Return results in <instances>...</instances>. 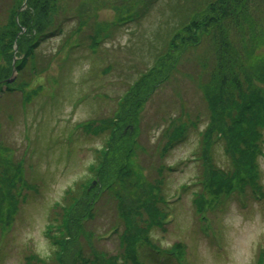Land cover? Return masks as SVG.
Here are the masks:
<instances>
[{"label":"rangeland","instance_id":"374dc122","mask_svg":"<svg viewBox=\"0 0 264 264\" xmlns=\"http://www.w3.org/2000/svg\"><path fill=\"white\" fill-rule=\"evenodd\" d=\"M170 1L156 0L142 18L117 25L110 0H60L68 10L54 21L51 16L45 20L48 28L57 30L40 43L22 70L25 91L40 90L28 102L17 90L0 98V159L5 170L0 171V181H10L13 197L19 192L22 197L10 225L0 223V264H27V255L52 254L46 227L55 223L60 209L53 208L55 201L61 202L66 189L80 183L88 193L104 189L89 166L98 161L97 152L111 148L118 156L127 153L131 177L124 186L99 194L96 216L86 224L97 249L123 253L120 236L126 226L117 205L121 200L130 205L137 195L148 198L150 185L151 193L160 196L157 206L164 222L152 225L143 240L164 251L180 245L185 252L180 257L183 264H256L264 251V126L259 129L261 153L256 156L260 189L249 184L242 191L236 188L228 196L214 198L199 181L201 154L223 170L237 171L238 166L224 139L213 146L203 143L209 122L199 68L202 58L197 57L207 46L186 51L169 77L142 87L135 105H122V98L150 67L156 48L177 20L168 7ZM11 3L0 0V7ZM26 4L24 0L17 12L25 10ZM84 10L87 18L82 16ZM5 19L3 11L0 25ZM96 22L100 34H110H102L97 46L91 43ZM24 31L25 27L20 33ZM32 65L37 66L36 74ZM247 66L254 72L264 66V45L256 46ZM19 74L21 70L18 74L15 70L13 79ZM120 132L124 136L118 139ZM177 132L182 137L173 141ZM134 175L144 185L142 193L133 183ZM198 194L206 200L200 213L194 204ZM6 215L2 206L3 223ZM135 222L146 227L138 216ZM81 243L83 254L88 255L91 241ZM136 249L142 264H182L167 253L162 255L166 259H154L156 251L145 244Z\"/></svg>","mask_w":264,"mask_h":264},{"label":"trees","instance_id":"16d2710c","mask_svg":"<svg viewBox=\"0 0 264 264\" xmlns=\"http://www.w3.org/2000/svg\"><path fill=\"white\" fill-rule=\"evenodd\" d=\"M23 1L12 0L8 7L6 4L0 7L1 12L4 11L6 16L4 23L0 25V93L5 85L9 92L16 90L22 92L23 100L28 102L40 88L34 89L31 93L28 92L29 90L25 91L28 86L27 81L22 83L25 78L22 70L30 61L29 57L36 55L35 51L40 43L57 30L52 25L48 28L45 20L51 16L54 21L61 11L68 8L61 4L60 0H27L26 9L18 13L17 10L23 5ZM155 1L110 0L109 4L115 12L113 24L120 25L142 18ZM170 2L168 7L176 15L177 20L156 48L150 67L145 73H141V78L128 89L125 98H122V105L125 103L135 105L142 87L148 83L153 85L157 79L165 80L180 65L186 51L206 45L207 51L200 49L204 54L197 57V59L202 58L199 68L204 76L202 83L205 85H202V91L209 122L203 134V143L205 146H213L218 140L216 137L220 140L224 139L230 152L236 157L238 168L237 171L217 168L205 158L204 154H201L203 172L200 173L199 181H203L204 188L216 199L222 195L228 196L236 188L243 190L249 184L257 191L260 187L256 183L258 181L256 156L261 153L259 144L262 134L259 129L264 126V66L259 68V72H254L247 66V60L257 45H264V0H185L181 3L171 0ZM86 11L84 10L82 14L84 18L89 16ZM95 25L97 26L94 27L91 43L97 46L102 34L105 36L110 34L107 31L100 34V24L96 22ZM23 27L25 31L20 33ZM14 42L17 45L16 52ZM14 55L16 56L14 68L17 74L21 70V74L9 82L6 79L12 75ZM30 68L34 74L38 72L37 66L32 65ZM258 77L262 80L259 81ZM182 132L175 133L172 137L173 141L181 138ZM123 136L124 134L120 132L117 138L121 139ZM111 142L108 145H111ZM207 152L205 151L206 154ZM97 153L98 161L92 163L89 169L93 176L98 177L99 185H104V189L107 190H113L117 185L124 186L131 166L127 153L125 156L115 155L114 148ZM112 163L115 164L111 167ZM1 167L0 159V171L4 170ZM133 177V183L142 193L144 185L141 184L139 176ZM148 186L150 188L145 194L148 198L142 199L137 195L130 205H126L122 200L119 206L117 205L126 226L120 236V245L124 248L122 254H110L97 249L93 244L94 233L86 224L87 221L95 218V204L104 189L92 194L88 193L86 186L80 183L76 184L75 189L74 186L67 188L61 202L55 201L53 205L54 209H60L55 212L57 215L54 217L55 223L46 227V235L50 236L54 246L52 254L45 257L27 255L24 257L25 262L27 264H142L136 249L139 243L147 245L148 249L168 253L181 260L184 251L181 250L180 245H174L164 251L148 240H143V233L145 236L152 225H162L164 222V218L159 219L157 203L161 200L160 196L151 193L153 188ZM12 187L10 181H0V214L2 206L7 214L5 223L3 219H0V223L6 227L10 225L11 217L18 209L15 210L19 199L13 197ZM12 198L18 201L14 202ZM194 203L200 213L204 209L206 200L202 194H198ZM141 211L147 215V219L140 216ZM136 216L142 219L146 227L136 224ZM85 239L91 241L88 255L83 254L81 241H86ZM256 264H264V251L256 257Z\"/></svg>","mask_w":264,"mask_h":264}]
</instances>
